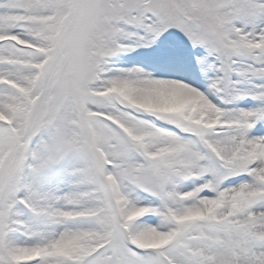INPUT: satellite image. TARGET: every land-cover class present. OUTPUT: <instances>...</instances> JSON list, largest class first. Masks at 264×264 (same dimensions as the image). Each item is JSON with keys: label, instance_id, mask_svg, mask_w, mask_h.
Wrapping results in <instances>:
<instances>
[{"label": "snow or ice", "instance_id": "6c2138e0", "mask_svg": "<svg viewBox=\"0 0 264 264\" xmlns=\"http://www.w3.org/2000/svg\"><path fill=\"white\" fill-rule=\"evenodd\" d=\"M0 264H264V0H0Z\"/></svg>", "mask_w": 264, "mask_h": 264}]
</instances>
